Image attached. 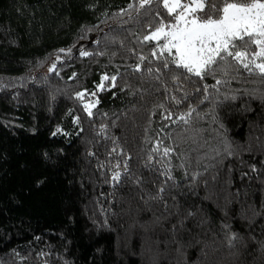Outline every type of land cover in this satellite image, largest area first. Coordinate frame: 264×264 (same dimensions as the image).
Here are the masks:
<instances>
[{
	"label": "trees",
	"instance_id": "trees-1",
	"mask_svg": "<svg viewBox=\"0 0 264 264\" xmlns=\"http://www.w3.org/2000/svg\"><path fill=\"white\" fill-rule=\"evenodd\" d=\"M167 16L0 0V264H264V77L230 57L203 80L149 73L143 37Z\"/></svg>",
	"mask_w": 264,
	"mask_h": 264
},
{
	"label": "snow or ice",
	"instance_id": "snow-or-ice-1",
	"mask_svg": "<svg viewBox=\"0 0 264 264\" xmlns=\"http://www.w3.org/2000/svg\"><path fill=\"white\" fill-rule=\"evenodd\" d=\"M153 0H139V5L143 8ZM163 8L167 10V17H161L154 25H149V34L143 37V42L157 41L158 43L151 50V57L160 61V67L153 69L147 67L149 73H172L173 68L182 69L179 74H172L171 79L175 81L188 80L191 76L203 80L207 75H213L218 70L227 74V69L231 67L227 64V58L237 61L242 67L249 71H257L264 77V0H162ZM131 7V5L129 6ZM160 16V13H156ZM250 45L258 47V51L251 53L247 51ZM244 50H238V49ZM64 52V49L60 50ZM90 53L81 51L80 55L88 56ZM59 59V57H57ZM147 58L140 56L143 64ZM259 59L261 62H257ZM222 65L225 67L222 68ZM56 64L53 63L49 71H53ZM140 70V65L136 66ZM191 74V75H189ZM103 80L109 77L104 76ZM157 80L160 76L156 77ZM116 77H111L115 82ZM225 83L216 80V85ZM264 83V80H262ZM102 88L103 85L101 84ZM215 88V85L212 86ZM200 92L201 89H196ZM202 91L206 93L204 100L209 99V86L204 85ZM84 92H77L78 98H83ZM91 95L95 96V93ZM264 96V93L261 94ZM235 99V96L225 97ZM94 103L86 104L85 109L91 116V108ZM177 103L180 101L177 100ZM203 103V101H201ZM193 114L199 116L195 107L189 108L186 113L177 117L178 121L190 124ZM171 118V113L165 119ZM79 123V117L75 118ZM174 123L176 121H173ZM222 127V125H221ZM61 129L57 128L56 135ZM198 131V130H197ZM193 143H196L193 137ZM206 143V142H205ZM203 146V145H201ZM115 151V149H113ZM172 148H164V154L172 152ZM229 154H231L229 152ZM47 159V154H42ZM119 167V164L117 165ZM120 173H114L113 179L119 180ZM46 182L43 176H37L34 180L36 188H40ZM163 191V189H161ZM189 216L193 213L189 212ZM175 227V226H174Z\"/></svg>",
	"mask_w": 264,
	"mask_h": 264
},
{
	"label": "rangeland",
	"instance_id": "rangeland-1",
	"mask_svg": "<svg viewBox=\"0 0 264 264\" xmlns=\"http://www.w3.org/2000/svg\"><path fill=\"white\" fill-rule=\"evenodd\" d=\"M185 2H187V0Z\"/></svg>",
	"mask_w": 264,
	"mask_h": 264
}]
</instances>
